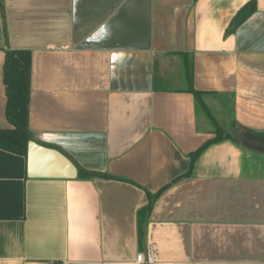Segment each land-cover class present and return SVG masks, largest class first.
<instances>
[{
	"label": "crops",
	"instance_id": "obj_1",
	"mask_svg": "<svg viewBox=\"0 0 264 264\" xmlns=\"http://www.w3.org/2000/svg\"><path fill=\"white\" fill-rule=\"evenodd\" d=\"M0 1V130L4 51H30L33 140L111 177L30 178L0 149V264H135L150 246L155 264H264V152L225 140L185 176L215 134L184 67L226 131L264 134V0Z\"/></svg>",
	"mask_w": 264,
	"mask_h": 264
},
{
	"label": "trees",
	"instance_id": "obj_2",
	"mask_svg": "<svg viewBox=\"0 0 264 264\" xmlns=\"http://www.w3.org/2000/svg\"><path fill=\"white\" fill-rule=\"evenodd\" d=\"M0 6L3 7L1 1ZM255 11L256 3L254 1L246 4L234 17L227 32H234L244 21L254 14ZM4 52V83L7 94L6 116L13 129L0 130V149L20 155L27 160L28 144L30 141H33V136L29 128L32 54L27 50L6 49ZM184 67L188 83L187 91L194 95L197 110L204 113L210 120L214 127L215 134L212 140L206 142L199 150L189 156L191 163L189 171L185 176L192 175L196 161L208 147L225 140H231L244 148L264 152V134L248 133L237 123H235L233 131H226L217 123L204 101L205 93L196 90L194 87L193 62L188 57L184 58ZM242 138L246 141L242 140ZM96 177L105 179L111 178L107 174L83 170L78 172L79 179H93ZM161 193L162 191L152 197V201L156 200ZM150 209L151 204L144 211L143 215L145 216ZM143 219L145 218H142L144 222ZM143 235L144 234L141 232V237H143Z\"/></svg>",
	"mask_w": 264,
	"mask_h": 264
},
{
	"label": "water",
	"instance_id": "obj_3",
	"mask_svg": "<svg viewBox=\"0 0 264 264\" xmlns=\"http://www.w3.org/2000/svg\"><path fill=\"white\" fill-rule=\"evenodd\" d=\"M27 172L30 178L75 179L79 171L62 152L33 140L28 144Z\"/></svg>",
	"mask_w": 264,
	"mask_h": 264
},
{
	"label": "built area",
	"instance_id": "obj_4",
	"mask_svg": "<svg viewBox=\"0 0 264 264\" xmlns=\"http://www.w3.org/2000/svg\"><path fill=\"white\" fill-rule=\"evenodd\" d=\"M156 255L152 246L148 247L144 253L137 256L135 264H155Z\"/></svg>",
	"mask_w": 264,
	"mask_h": 264
},
{
	"label": "rangeland",
	"instance_id": "obj_5",
	"mask_svg": "<svg viewBox=\"0 0 264 264\" xmlns=\"http://www.w3.org/2000/svg\"><path fill=\"white\" fill-rule=\"evenodd\" d=\"M212 110H213L214 115H218L219 111H216L215 109H212Z\"/></svg>",
	"mask_w": 264,
	"mask_h": 264
}]
</instances>
